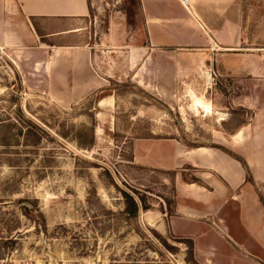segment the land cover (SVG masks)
I'll return each mask as SVG.
<instances>
[{
	"label": "rangeland",
	"instance_id": "obj_1",
	"mask_svg": "<svg viewBox=\"0 0 264 264\" xmlns=\"http://www.w3.org/2000/svg\"><path fill=\"white\" fill-rule=\"evenodd\" d=\"M119 6L131 31L141 21L137 0ZM111 9L99 5L96 39ZM244 21V47L264 57V0H244ZM114 50L101 56L105 88L74 102L47 53L0 45V264H202L192 241L168 228V172L136 165L133 143L168 135L208 143L215 111L194 97L230 102L243 85L209 70L181 74L180 50L151 60V76L134 75L125 50ZM125 192L138 201L137 216Z\"/></svg>",
	"mask_w": 264,
	"mask_h": 264
},
{
	"label": "crops",
	"instance_id": "obj_2",
	"mask_svg": "<svg viewBox=\"0 0 264 264\" xmlns=\"http://www.w3.org/2000/svg\"><path fill=\"white\" fill-rule=\"evenodd\" d=\"M120 2L0 0V45L47 53L48 69L60 75L74 102L105 88L111 76L101 56L118 48L134 75L138 68L151 76V60L180 50L181 74L196 69L207 77L209 70L229 84L239 79L243 92L228 95L230 102H208L212 115L198 111L211 116L203 128L208 143L140 137L132 160L168 172L175 192L168 228L192 241L198 261L264 264V57L244 47V0H137L141 21L131 31ZM101 3L113 9L96 39Z\"/></svg>",
	"mask_w": 264,
	"mask_h": 264
},
{
	"label": "trees",
	"instance_id": "obj_3",
	"mask_svg": "<svg viewBox=\"0 0 264 264\" xmlns=\"http://www.w3.org/2000/svg\"><path fill=\"white\" fill-rule=\"evenodd\" d=\"M169 175H170L171 177H174V176H175L174 172H170ZM125 196H126V198H127V200H128L127 203L129 204V205H128L127 212H128L130 215L137 216V213H138L139 208H140L138 201L134 198V196L129 195V194H127L126 192H125ZM143 208H144V207H143Z\"/></svg>",
	"mask_w": 264,
	"mask_h": 264
},
{
	"label": "bare ground",
	"instance_id": "obj_4",
	"mask_svg": "<svg viewBox=\"0 0 264 264\" xmlns=\"http://www.w3.org/2000/svg\"><path fill=\"white\" fill-rule=\"evenodd\" d=\"M203 97V96H202ZM195 98V105L204 108L205 110L213 113V107L211 104L207 103L204 99L198 98L197 96ZM194 103V102H193ZM222 118V117H221Z\"/></svg>",
	"mask_w": 264,
	"mask_h": 264
},
{
	"label": "built area",
	"instance_id": "obj_5",
	"mask_svg": "<svg viewBox=\"0 0 264 264\" xmlns=\"http://www.w3.org/2000/svg\"><path fill=\"white\" fill-rule=\"evenodd\" d=\"M184 3H187V0H182Z\"/></svg>",
	"mask_w": 264,
	"mask_h": 264
}]
</instances>
